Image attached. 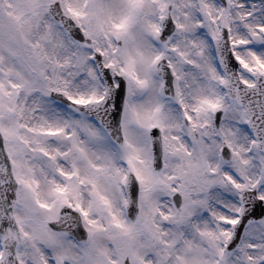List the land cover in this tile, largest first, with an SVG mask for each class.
I'll return each mask as SVG.
<instances>
[{"label": "snow or ice", "instance_id": "snow-or-ice-1", "mask_svg": "<svg viewBox=\"0 0 264 264\" xmlns=\"http://www.w3.org/2000/svg\"><path fill=\"white\" fill-rule=\"evenodd\" d=\"M0 264H264V0H0Z\"/></svg>", "mask_w": 264, "mask_h": 264}]
</instances>
